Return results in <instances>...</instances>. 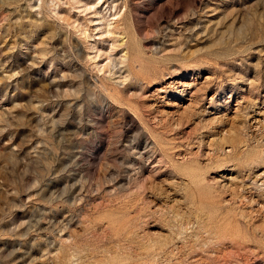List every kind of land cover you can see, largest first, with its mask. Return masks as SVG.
Instances as JSON below:
<instances>
[{
	"label": "rangeland",
	"instance_id": "1",
	"mask_svg": "<svg viewBox=\"0 0 264 264\" xmlns=\"http://www.w3.org/2000/svg\"><path fill=\"white\" fill-rule=\"evenodd\" d=\"M0 264H264V0H0Z\"/></svg>",
	"mask_w": 264,
	"mask_h": 264
},
{
	"label": "bare ground",
	"instance_id": "2",
	"mask_svg": "<svg viewBox=\"0 0 264 264\" xmlns=\"http://www.w3.org/2000/svg\"><path fill=\"white\" fill-rule=\"evenodd\" d=\"M125 57H126L125 54L122 55L121 57H119V58H118V62H120V63H124V62H125V61H124V60H125Z\"/></svg>",
	"mask_w": 264,
	"mask_h": 264
}]
</instances>
